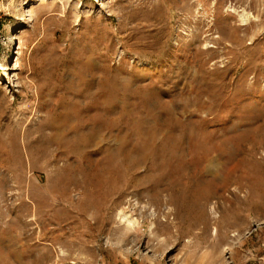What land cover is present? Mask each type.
<instances>
[{
	"label": "rangeland",
	"instance_id": "obj_1",
	"mask_svg": "<svg viewBox=\"0 0 264 264\" xmlns=\"http://www.w3.org/2000/svg\"><path fill=\"white\" fill-rule=\"evenodd\" d=\"M0 264H264V0H0Z\"/></svg>",
	"mask_w": 264,
	"mask_h": 264
},
{
	"label": "bare ground",
	"instance_id": "obj_2",
	"mask_svg": "<svg viewBox=\"0 0 264 264\" xmlns=\"http://www.w3.org/2000/svg\"><path fill=\"white\" fill-rule=\"evenodd\" d=\"M220 1H223V0H219ZM193 12V11H192ZM196 12L197 14H200V11H199V8H196ZM191 15H194L193 13H191ZM194 16H199V15H194ZM242 20L243 21H247L248 20V16L246 15H242ZM208 41L206 40L205 43H207ZM139 201H137L134 205H135V210H139L142 214L145 213V212H148V210H150V205L146 204V205H141V207L138 209L136 205H139ZM120 213H122V215L124 214L123 218L122 216H120L122 218V220H124V218H126V213H125V208L123 207V209L120 211ZM150 216H154V212L151 211V213H148ZM135 221L134 220H131L129 219V222H128V229H131L132 227H134L135 225Z\"/></svg>",
	"mask_w": 264,
	"mask_h": 264
}]
</instances>
